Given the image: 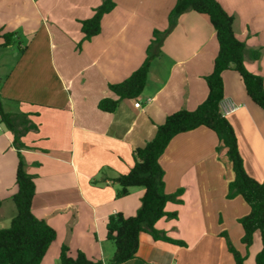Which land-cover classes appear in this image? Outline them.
<instances>
[{
	"label": "crops",
	"instance_id": "0c3cea01",
	"mask_svg": "<svg viewBox=\"0 0 264 264\" xmlns=\"http://www.w3.org/2000/svg\"><path fill=\"white\" fill-rule=\"evenodd\" d=\"M114 1L100 32L82 40L79 20L91 17L101 0H0V31L14 33L5 45L0 38V96L6 111L31 124L21 137V154L34 176L32 212L56 231L40 264H59L63 244L71 255L80 250L108 264L115 248L106 238V223L116 214L134 215L144 191L133 186L120 196L113 178L130 170L133 149L151 139L168 114L195 109L208 93L204 77L212 70L218 43L206 14L185 11L169 29L176 0ZM217 1L234 16V32L246 45L247 69L264 78V0ZM154 30L168 32L139 97L120 100L114 112L100 110V99L116 98L108 84L142 64ZM256 49L260 55L253 59ZM222 77V101L238 105L225 116L245 170L264 182V111L249 98L235 70H225ZM80 85L87 89L79 91ZM2 133L0 228L16 212L18 163L12 131ZM217 143L214 131L204 126L172 137L159 162L165 191L181 189V202L166 204L176 217L164 216L155 226L184 243L140 232L135 257L120 264H235L222 232L246 255L243 264H256L260 235L255 231L246 249L238 219L250 208L240 195L227 198L234 173ZM181 214L185 220L179 227Z\"/></svg>",
	"mask_w": 264,
	"mask_h": 264
},
{
	"label": "trees",
	"instance_id": "16d2710c",
	"mask_svg": "<svg viewBox=\"0 0 264 264\" xmlns=\"http://www.w3.org/2000/svg\"><path fill=\"white\" fill-rule=\"evenodd\" d=\"M116 3L114 0H101L94 8L91 17L79 20L82 40H90L101 30V19L110 12ZM193 10L206 14L215 32L218 50L214 57L212 70L205 75L208 89L206 98L193 110L179 109L168 114L165 120L157 125L155 135L143 145L133 149L134 164L126 173L113 178L119 184L118 195L129 193L130 187L140 186L144 191L140 205L134 215L116 214L109 217L106 223V238L114 244V252L108 264H120L134 258L138 249L140 232L150 234L154 239H161L176 244H183L179 239L171 238L166 232L156 228V222L164 217H176V212H168V203H180L182 190L167 193L164 189V171L159 158L166 146L176 134L204 126L217 136L218 148H224L234 173L228 183L227 198L240 195L248 204L249 213L240 217L243 235L241 237L246 249L252 243L255 231L259 232L261 249L255 256L256 264H264V182L250 176L245 170L243 158L239 151L234 128L222 113L220 102L224 98V81L222 73L227 69L235 70L244 85L249 98L264 111V78L249 71L244 63L245 42L238 38L233 29L234 16L227 12L217 0H176L169 14V29L177 17L185 11ZM168 30L153 31V37L146 49L142 64L125 79L108 84L116 98L104 97L97 107L105 112H114L122 99H137L147 81L151 60L159 54V46ZM14 33H2L3 44L10 43ZM259 50L252 51L253 59H258ZM12 114L3 107L0 96V122L13 133V146L17 150L18 163L15 172L17 191L12 196L16 212L7 227L0 228V264H40L50 244L56 238L55 229L32 212V200L35 195L34 176L25 169L21 148L24 132L31 127L26 118ZM21 120V121H20ZM19 128L18 126H20ZM225 237L228 251L235 264H243L246 255H242ZM59 264H102L80 250L70 254L69 247L62 245L58 255Z\"/></svg>",
	"mask_w": 264,
	"mask_h": 264
},
{
	"label": "rangeland",
	"instance_id": "374dc122",
	"mask_svg": "<svg viewBox=\"0 0 264 264\" xmlns=\"http://www.w3.org/2000/svg\"><path fill=\"white\" fill-rule=\"evenodd\" d=\"M259 10H262V8L261 7H259L258 8ZM48 21V20H47ZM77 48V47H76ZM0 76H1V74H0ZM2 77V76H1ZM82 78H83V76H82ZM76 81H77V83L79 82V84H80V81H81V75L80 76H78L77 77V79H76ZM79 91L81 90V91H85V89H87V87H85V86H79ZM127 100L128 99H126V100H124V101H126L127 102ZM2 125V127H1V130H0V136H2V131L4 132V131H6V128H5V125L2 123L1 124ZM217 150L219 151V152H221L220 151V148H221V150H222V147H220L219 146V148H218V143H217ZM223 155H224V157L226 158V161L228 162V165L230 164V161H229V159H228V157H227V154H226V151H225V149H224V151H223ZM233 172V171H232ZM227 191H228V188H227ZM184 220H185V215L184 214H181L180 215V217H179V220H178V226L179 227H182V224H183V222H184ZM8 226H9V224H8ZM7 227V226H6ZM226 234H228V232L226 233ZM222 237L223 238H225L223 235H222ZM227 237H228V239L230 240L231 238H230V236H229V234L227 235ZM231 241V240H230ZM112 242V241H111ZM113 243V242H112ZM71 252V251H70ZM72 253V252H71ZM50 254V253H49ZM108 261V260H107Z\"/></svg>",
	"mask_w": 264,
	"mask_h": 264
},
{
	"label": "built area",
	"instance_id": "2783aa9c",
	"mask_svg": "<svg viewBox=\"0 0 264 264\" xmlns=\"http://www.w3.org/2000/svg\"><path fill=\"white\" fill-rule=\"evenodd\" d=\"M134 105L136 107H139L140 106V102L137 100L134 102ZM220 108H221V111L222 113L225 115V114H228L229 112L235 110L238 108V105H236L235 103L231 102V101H221L220 102ZM2 122H0V130H1V127H2Z\"/></svg>",
	"mask_w": 264,
	"mask_h": 264
}]
</instances>
